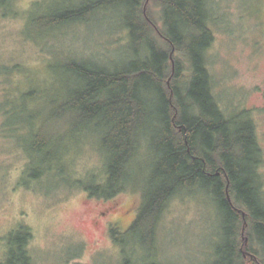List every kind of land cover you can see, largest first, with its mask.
Instances as JSON below:
<instances>
[{
	"label": "trees",
	"instance_id": "16d2710c",
	"mask_svg": "<svg viewBox=\"0 0 264 264\" xmlns=\"http://www.w3.org/2000/svg\"><path fill=\"white\" fill-rule=\"evenodd\" d=\"M14 1L0 0V7H11L12 12ZM209 3L210 0H87L49 13L34 12L26 22L29 37L41 36L103 13L104 18H117L116 26L121 24L128 32L123 62L99 68L83 59L76 62L67 57L62 73L76 77L78 88L64 76L62 90L52 84L46 88L50 90L48 96L38 103L34 102L35 92L30 91L28 104H23L21 110H10L4 101L6 106L0 114L7 131L5 137L12 140L14 135L17 139L16 131L24 121L17 111H28L30 163L23 184L52 173L66 178L65 154L74 133L81 131L80 127H95L105 174H92L87 182L75 181L99 198L110 199L129 188L139 189L142 194L132 227L116 237L124 264H165L156 256L154 259L151 252H140L138 244L152 249L169 200L178 193L197 189L206 191L219 204L223 220L220 240L214 242L206 264H264V202L258 184L257 157L261 150L251 119L241 115L228 118L211 91L205 55L214 38ZM150 5L160 9L161 25ZM10 113L12 123L4 119ZM35 113L45 116L37 132ZM70 126L76 131L70 133L66 129ZM142 144L155 156L149 175L143 179L138 177ZM21 232L10 237L8 264H31L27 249L30 232L26 227Z\"/></svg>",
	"mask_w": 264,
	"mask_h": 264
},
{
	"label": "rangeland",
	"instance_id": "374dc122",
	"mask_svg": "<svg viewBox=\"0 0 264 264\" xmlns=\"http://www.w3.org/2000/svg\"><path fill=\"white\" fill-rule=\"evenodd\" d=\"M86 1L15 0V13L10 12L11 7H0V114L6 106L4 101L10 110H21L23 104H28L30 91L35 92L34 102L38 103L48 96L50 90L46 88L52 84L62 90L64 76L78 88L76 77L62 73L70 57L99 68L106 64L114 67L118 60H125L128 32L121 24L116 26L117 18H104L103 13L87 22L65 24L51 34L29 37L25 31L34 12L49 13ZM209 4L214 38L205 55L211 91L228 118H252L261 150L257 156L258 184L264 202V0H210ZM150 8L161 25L160 9L155 5ZM154 97L158 103L159 97ZM17 112L24 121L16 131L17 139L14 135L12 140L5 137L7 131L0 115V260L5 233L26 227L30 232L27 249L31 264H122V247L110 237L107 224L110 221L124 228L132 223L142 202L141 191L129 188L105 199L91 196L75 181L87 182L92 174H105L101 143L92 125L80 127L81 131L73 126L66 128L70 133L76 131L65 154L66 178L52 173L23 184L30 163L28 111ZM4 119L12 123L14 117L10 113ZM44 122V114L35 113L36 132ZM142 145L143 152L138 154L142 159L141 179L149 175L155 160L146 144ZM222 221L219 204L206 191L178 193L164 209L153 248L138 244V250L151 252L154 259L156 256L165 264H206L214 242L220 240ZM245 236L241 238L245 240Z\"/></svg>",
	"mask_w": 264,
	"mask_h": 264
},
{
	"label": "flooded vegetation",
	"instance_id": "af4514ba",
	"mask_svg": "<svg viewBox=\"0 0 264 264\" xmlns=\"http://www.w3.org/2000/svg\"><path fill=\"white\" fill-rule=\"evenodd\" d=\"M249 118L252 120L251 117H249ZM133 223H134V221L132 223H130L127 227L121 228L117 225L118 223H114V222L109 221V223L107 224V230H108L110 237H112L113 239H116L117 236L120 237L122 235H125L126 232L129 230V228L132 227ZM22 228H20V227L11 228L5 233V235L3 237L4 250H3L2 255H1L2 259L0 260V264H8V261L10 258V251H11L10 237L13 235L16 236L18 234H22V232H21ZM114 229H116L118 231L113 232ZM122 258H123L122 264H124V256Z\"/></svg>",
	"mask_w": 264,
	"mask_h": 264
}]
</instances>
